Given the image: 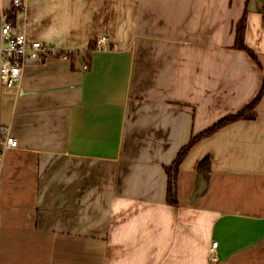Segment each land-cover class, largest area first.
Segmentation results:
<instances>
[{
	"label": "crops",
	"instance_id": "0c3cea01",
	"mask_svg": "<svg viewBox=\"0 0 264 264\" xmlns=\"http://www.w3.org/2000/svg\"><path fill=\"white\" fill-rule=\"evenodd\" d=\"M246 4L0 0V48L8 13L14 33L71 53L29 59L23 94L0 80V131L18 141L0 148V264H264V94L191 150L177 206L165 172L264 89V0L248 2L256 61L235 48Z\"/></svg>",
	"mask_w": 264,
	"mask_h": 264
},
{
	"label": "built area",
	"instance_id": "2783aa9c",
	"mask_svg": "<svg viewBox=\"0 0 264 264\" xmlns=\"http://www.w3.org/2000/svg\"><path fill=\"white\" fill-rule=\"evenodd\" d=\"M27 1L12 0V8L17 11L24 10ZM2 19L0 80L4 86L15 88L20 94H23L21 89L23 71L29 59L36 62H43L48 59H59L63 61H69L71 59V53L67 51L43 42H30L24 34L14 33L8 13L3 14ZM95 48L100 51L109 49L110 44L108 38L101 37L97 39ZM84 69L87 70L88 66H85ZM0 148L3 150L18 148L17 139L11 135L8 129H2L0 131ZM217 247V242H213L210 246L209 259L212 262L218 261L216 257Z\"/></svg>",
	"mask_w": 264,
	"mask_h": 264
},
{
	"label": "trees",
	"instance_id": "16d2710c",
	"mask_svg": "<svg viewBox=\"0 0 264 264\" xmlns=\"http://www.w3.org/2000/svg\"><path fill=\"white\" fill-rule=\"evenodd\" d=\"M247 0L246 9L241 21L238 23L236 28V42L235 48L238 50L246 51L248 54L256 61V57L254 53L249 50L245 45V31L247 25V15H248V2ZM264 94V89L258 94L254 101H252L248 106H246L243 110L239 111L236 114L230 115L228 117L223 118L218 123L210 127L209 129L205 130L204 132L200 133L199 135L193 137L187 145H185L177 154L174 162L171 166L165 168V172L168 176V204L171 206H177L178 199H177V192H174L172 186L173 174L175 175V181L177 179V174L179 169L187 158L191 150L197 145L200 141L213 136L219 130L231 125L232 123L241 121V120H252L254 118V110L260 100L262 99ZM211 171V160L210 158H206L203 160L198 166V172L200 174L209 173ZM177 187V185H176ZM177 189V188H176ZM177 191V190H176Z\"/></svg>",
	"mask_w": 264,
	"mask_h": 264
},
{
	"label": "water",
	"instance_id": "95a60500",
	"mask_svg": "<svg viewBox=\"0 0 264 264\" xmlns=\"http://www.w3.org/2000/svg\"><path fill=\"white\" fill-rule=\"evenodd\" d=\"M172 186H173V190L174 192H176V181H175V175L173 174V180H172Z\"/></svg>",
	"mask_w": 264,
	"mask_h": 264
}]
</instances>
